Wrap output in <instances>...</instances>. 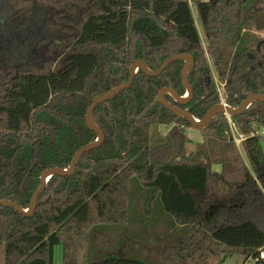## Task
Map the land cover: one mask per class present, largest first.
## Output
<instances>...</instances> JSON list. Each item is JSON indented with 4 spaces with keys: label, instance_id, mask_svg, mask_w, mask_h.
<instances>
[{
    "label": "trees",
    "instance_id": "trees-1",
    "mask_svg": "<svg viewBox=\"0 0 264 264\" xmlns=\"http://www.w3.org/2000/svg\"><path fill=\"white\" fill-rule=\"evenodd\" d=\"M197 12L204 40L184 0H0V199L28 209L42 172L69 168L96 141L87 111L129 81L137 59L157 70L171 56H192V98H166L197 119L222 101L207 52L227 104L264 95V63L253 68L264 60V40L253 33L264 0H205ZM184 65L177 60L159 76L138 70L129 89L98 105L93 118L104 141L73 175L49 179L33 215L0 205L5 264H54L59 245L62 264H223L235 254L264 264V136L243 141L245 160L226 114L200 129L160 104L165 87L186 95ZM232 120L244 134L264 128V103ZM174 122L201 133L192 156L179 128L152 143L153 126ZM133 183L149 194L145 216L160 199L183 230L132 232L119 251L105 252L90 235L130 221Z\"/></svg>",
    "mask_w": 264,
    "mask_h": 264
},
{
    "label": "rangeland",
    "instance_id": "rangeland-1",
    "mask_svg": "<svg viewBox=\"0 0 264 264\" xmlns=\"http://www.w3.org/2000/svg\"><path fill=\"white\" fill-rule=\"evenodd\" d=\"M195 21L196 25L202 35V38L204 40L203 32L201 23L199 21V15L197 12V9L195 10ZM259 27L255 28L253 30V33L259 37V39L264 40V16L259 21ZM205 49H207L206 44L204 43ZM208 51V50H207ZM250 55L254 56L255 54L252 52H249ZM207 57L209 59V64L212 69L213 77L218 85V91L220 90L222 94V98L224 99V83H222L219 78L216 75V72L214 71V64L213 60L211 59L209 52H207ZM256 60V58H255ZM259 62L261 65L264 63L263 61L256 60L254 67L259 65ZM187 94V92H186ZM221 96V95H220ZM252 109V108H251ZM179 128L182 129L187 137L189 138V142H187L185 146V154L188 156H192L196 149H197V143L202 140L201 133L196 130L195 128H191L185 125H182L181 123H172L169 125H158L153 126L151 128L152 133V143L160 142L163 140L169 132L174 129ZM259 131H262V127L259 129ZM262 148L264 151V138L261 140ZM239 149L246 160V154L243 151L242 146H239ZM219 169V167H217ZM132 200H133V211L131 212V215L133 216L129 222L124 224H110V225H99L97 226L91 233V244L98 243L100 244V248L103 249L105 252L108 251V253L119 251L117 250L119 247V244H122L123 239H125L127 236L132 237L130 233L135 232L134 234H139L144 236L143 232L147 233H156L160 232L161 234H164V232L172 231H181L183 228H180L178 226H174L172 217L168 215L160 201V199L154 200L152 202V208H151V214L145 216V210L148 203L149 194L146 195L143 190L140 188V184L133 183L132 184ZM143 231V232H142ZM141 233V234H140ZM159 234V233H158ZM122 253L125 255H128V251L124 249H120ZM62 246H56L54 250V264H62ZM91 257V256H89ZM244 255L242 254H235L234 256L228 258L223 264H243L244 263ZM5 246L3 243H0V264H5ZM112 264H122L119 262H113ZM124 264V263H123ZM125 264H131V263H125Z\"/></svg>",
    "mask_w": 264,
    "mask_h": 264
},
{
    "label": "water",
    "instance_id": "water-1",
    "mask_svg": "<svg viewBox=\"0 0 264 264\" xmlns=\"http://www.w3.org/2000/svg\"><path fill=\"white\" fill-rule=\"evenodd\" d=\"M177 60H183L185 62V65L182 69V80H183L184 85L186 87L187 94L185 96H181L173 88L165 87L159 91L157 100L160 104L165 106L167 109H169L171 112L175 113L179 117L184 118L186 121H188L194 127L202 129V128L209 126L212 119L219 113L229 114L231 117H235V116L241 115L244 112H246L248 110V108L252 105L253 102L258 101V102L264 103V95L263 94H251L245 100L242 101L240 106H238L236 108H234L228 104L220 103V104L212 107L209 110L208 114L203 119H197L187 109H183V108H180L178 106L172 105L166 98V95L169 94L180 104H185L192 98L193 88H192V85L190 84L189 79H188V73L194 65V59L192 58V56L186 55V54L180 55V56H171V57L167 58L164 61V63L162 64V66L157 70H151L143 60L137 59L130 67L129 81L124 85H118V86L113 87L106 94L98 95L94 99V101L92 102L91 106L89 107V109L87 111V115H86V123H87V126L89 127V129L97 134L96 141L84 146L79 151H77L73 157L72 164L69 168L62 169V168L55 167V168H49V169L44 170L41 174V177H40L41 185L36 190V192L32 198L31 205L28 209H24L17 202L11 201V200L0 199V205L6 206V207H13L15 210H17L20 214H22L24 216L33 215L36 208H37V205H38L39 196L44 191V189L46 188L49 179L54 175H59V176H71V175H73L76 171L78 162L81 159V157L85 153H87V152L91 151L92 149L98 147L104 141L105 134H104L103 130L99 126L96 125L94 118H93V113H94V110L96 109V107L100 104H103V103L109 101L117 93L129 89L134 82V79L136 77L138 70H142L143 72H145L146 74L151 75V76H159L160 74H162L165 71V69L171 63H173ZM45 200L46 199H44L43 201H45Z\"/></svg>",
    "mask_w": 264,
    "mask_h": 264
},
{
    "label": "built area",
    "instance_id": "built-area-1",
    "mask_svg": "<svg viewBox=\"0 0 264 264\" xmlns=\"http://www.w3.org/2000/svg\"><path fill=\"white\" fill-rule=\"evenodd\" d=\"M186 1L193 13V16L195 18V10L197 9V4L199 2L205 1V0H184ZM219 94L221 95L222 98V94L219 90ZM221 103L223 104H227L225 99L222 98ZM228 121H229V126H230V134L233 137L234 141L236 142L237 146H241L243 141H245L249 136H256V135H260V136H264V128H262V131L260 132L259 130H255L252 131L249 135L248 134H244L242 133L236 123L232 120V117L229 114H226ZM261 258L264 259V253L261 254ZM258 258H254V257H250L246 262H244L243 264H257Z\"/></svg>",
    "mask_w": 264,
    "mask_h": 264
},
{
    "label": "flooded vegetation",
    "instance_id": "flooded-vegetation-1",
    "mask_svg": "<svg viewBox=\"0 0 264 264\" xmlns=\"http://www.w3.org/2000/svg\"><path fill=\"white\" fill-rule=\"evenodd\" d=\"M249 57L251 58V59H255L256 58V56L254 55V56H252V55H250L249 54ZM261 61H263V60H261ZM259 65H261V63L259 62ZM253 68H254V66H253ZM229 105V104H228Z\"/></svg>",
    "mask_w": 264,
    "mask_h": 264
},
{
    "label": "bare ground",
    "instance_id": "bare-ground-1",
    "mask_svg": "<svg viewBox=\"0 0 264 264\" xmlns=\"http://www.w3.org/2000/svg\"><path fill=\"white\" fill-rule=\"evenodd\" d=\"M187 97V96H186Z\"/></svg>",
    "mask_w": 264,
    "mask_h": 264
}]
</instances>
